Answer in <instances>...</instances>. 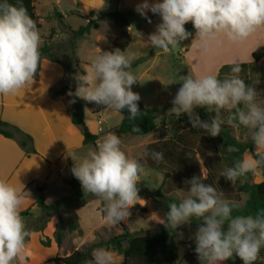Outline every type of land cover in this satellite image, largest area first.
I'll return each mask as SVG.
<instances>
[{"label": "clouds", "instance_id": "1", "mask_svg": "<svg viewBox=\"0 0 264 264\" xmlns=\"http://www.w3.org/2000/svg\"><path fill=\"white\" fill-rule=\"evenodd\" d=\"M135 10L146 18L149 11L160 16L161 23L148 35V42L163 53H172L192 36L185 27L188 23L196 32L192 45L200 40L205 50L210 41L223 43L221 37L243 43L264 29V0H156L153 3L143 0ZM148 22L151 23L150 18ZM40 47L37 22L22 0L15 4L0 0V95H15L32 87L41 64ZM231 65L232 75L223 80L210 73L181 76V86L169 112L187 115L193 128L217 137L225 123L222 112L235 110L227 123L250 131L255 157L237 160L220 172L221 177L234 185L264 165V96L240 78V63L233 60ZM131 67L129 57L120 48L103 51L92 58L85 74L75 76L77 87L68 95L120 114L127 109L128 118L135 120L141 112L138 105L141 97L132 86L140 81ZM197 108L215 115L210 121L201 120ZM133 131L141 129L136 126ZM121 144L120 137L110 132L97 140L95 149H89L79 161L73 158L71 168L83 192L104 203L105 219L114 227L126 223L130 209L144 201L139 195V184L143 182L145 168L138 159L130 158ZM143 156L156 163L164 158L162 152L147 149ZM202 176L201 170L200 175L185 181L187 194L178 203H169V211L159 223L177 230L190 225L194 218L199 220L191 239L200 264H226L233 258H239L243 264H255L264 249V207L258 208L254 215H233L239 205L224 198L213 185L204 183ZM24 203L21 189L0 178V264H23L30 236L21 215ZM84 264H114V257L110 250L97 248Z\"/></svg>", "mask_w": 264, "mask_h": 264}, {"label": "rangeland", "instance_id": "2", "mask_svg": "<svg viewBox=\"0 0 264 264\" xmlns=\"http://www.w3.org/2000/svg\"><path fill=\"white\" fill-rule=\"evenodd\" d=\"M142 2L143 0H35V12L41 25V47L44 42L51 40L57 48H60V50L55 49V54L56 59L61 61L63 66L70 64L72 30L86 25L90 19L97 20L100 25L98 29L79 39L73 56L76 69L72 75L67 74L66 80L59 86L68 84L75 91L77 87L75 76L85 74L92 58L103 51H108L114 41L120 39L128 44L125 53L131 61V70L140 81L132 86V90L139 93L141 97L139 102L145 103L148 107L158 108L159 113L153 133L147 136H119L122 141V150L130 158L138 159L145 168L143 182L139 184V195L146 203L141 201V204H136L130 209L131 215L127 222H121L114 227L106 221L103 211L104 203L99 198L84 193L87 206L83 207L84 205L74 202L76 197L68 183L71 174L67 167L60 171L59 176L56 174V181L49 186L44 197L47 205H54L62 198L71 199V204L57 212L48 213H43L36 206L35 210H28L24 215V221L31 235L23 253L28 262L43 258L66 257L77 248L83 250L93 243L106 242L124 234L125 231L134 233L143 230L148 235L156 234L162 226L159 223L160 219H164L169 211V203L172 200L180 201L187 194L188 185L185 181L194 175H200L201 170L203 182L213 185L231 203L242 205L248 198V194L241 191L244 180L240 178L233 185L220 175L225 167H231V163L226 159L230 149H226L219 143L220 135L211 137L203 130L193 128L187 115L177 116L169 112L173 107L171 101L181 86L179 83L181 76H187L190 73L196 76L194 69L201 75L209 73L218 75L225 65L216 69L220 63L217 58L227 61L236 60L237 57L230 56L228 51L241 43L233 44L221 37L223 43L218 45L210 41L205 50L200 40L192 45L193 40L196 39V32L192 24L188 23L185 27L192 36L182 41L181 47L172 53H163L153 48L148 42V35L156 31L161 18L156 15L149 23L147 18L153 13L147 12L146 18L135 10L136 5ZM153 2L156 0H149V3ZM116 10L126 12L130 16L129 26L123 30L116 28L109 17V14ZM56 12L64 16L63 23L57 18ZM91 13L93 15L90 18ZM139 59H143L142 63L134 67L132 63ZM251 61L250 59L249 62ZM231 75V69L226 70L219 79L223 80ZM239 76L246 84L254 87L264 96V59L242 67ZM68 101L72 106L73 100L69 95ZM195 111L201 120L205 121H210L215 115L204 108H197ZM234 111L233 109L232 112ZM232 112H222V118L225 121L222 130H230L231 136L239 142H248L250 140L248 129L243 126L234 127L227 123ZM123 118L122 114L109 108L98 115L88 110L85 112L88 127L97 133L98 140L110 132L113 133L112 130L122 122ZM89 149H95V147L85 146L82 150L73 153V157L79 161ZM145 149L150 152H162L163 161L156 163L151 158H144ZM244 158H252V156L247 152ZM262 180L263 172H256L254 182L258 183ZM96 206L100 213L96 211ZM77 209H79L78 214L83 227L79 223ZM28 215L33 218H28ZM74 224H78L81 233L69 230V227ZM57 228L63 235L62 246L59 249L49 248L50 246L43 249L41 240L49 242L50 245L52 241L57 244L55 241ZM196 230L197 227L191 225H182L179 228L176 240L177 264H200L194 252L195 242L191 239ZM123 245L125 246L126 242ZM110 251L114 257V264H121L122 255L113 249Z\"/></svg>", "mask_w": 264, "mask_h": 264}, {"label": "trees", "instance_id": "3", "mask_svg": "<svg viewBox=\"0 0 264 264\" xmlns=\"http://www.w3.org/2000/svg\"><path fill=\"white\" fill-rule=\"evenodd\" d=\"M118 1V0H116ZM10 3L15 4L17 0H9ZM24 6L28 9L29 15L37 22V27L41 29L38 16L35 12V0H22ZM93 13L89 14V17ZM158 14H152L149 18L152 20ZM56 16L63 23L64 16L59 12H56ZM109 17L114 22L116 28L123 30L125 27L129 26L130 16L128 13L116 10L109 14ZM147 18V20L149 19ZM65 26L68 27L67 24ZM100 27L99 22L95 19H90L88 23L84 26H81L77 30H72V35L70 38L71 45V56L69 58L70 64L63 66L61 61L56 59L55 49L57 48L51 40L44 42V45L40 48L41 58L47 59L51 62L62 65L68 75L74 73L76 69V64L73 56L76 53L77 43L82 37L89 35L93 30H96ZM127 42H123L120 39H116L113 45L108 51H111L115 48H120L122 51L127 50ZM56 50H60L58 47ZM264 59V46L259 48L257 51L252 53V61L249 63H241V67H247L253 63H258L260 60ZM143 59H139L132 63L134 67L141 64ZM232 65L223 66L219 73L218 78L221 74L230 70ZM75 92L71 87L67 85H61L53 90V95L55 97L66 95L69 92ZM73 102L72 109L70 111V118L72 123L77 126L83 136H84V145L85 146H95L98 136L92 134L89 131L88 126L85 122V111L88 110L94 115L102 113L107 108L104 106L92 104L86 102L80 98L71 96ZM140 113L135 120L129 119V112L127 109L123 110L122 115L124 116L122 122L112 130L118 136L123 135H133V136H147L153 133L156 129V120L158 118L159 109L156 107H148L143 102H138ZM138 126L141 131L134 132L133 128ZM0 136L6 139H17L19 146L24 150L27 156L36 155L37 151L34 147L33 138L29 135L23 133L20 129L15 126H12L9 123L0 120ZM219 143L226 149H230L226 156V159L231 163V166L237 160L244 159V156L249 152L252 158L255 157V146L252 144L251 139L248 142H239L234 137L231 136V131L228 129L222 130L218 138ZM73 164L70 165V180L68 183L73 188L75 192L74 202L79 205H85L86 199L85 194L81 188L80 181L76 179L72 172ZM256 172H263V180L261 182H254ZM255 173L249 172L245 177L241 179L244 180V184L241 188V191L248 194L247 200L239 205L237 209L234 210L233 215H254L258 208L264 207V165H261ZM42 193V189H39ZM72 200L69 198H62L58 200L54 205H47L45 198L41 195L37 200V206L41 209L43 213L48 212H57L61 208L71 204ZM172 202H179L174 201ZM27 212H22L21 215H26ZM199 220L195 219L190 224L193 227H198ZM69 230L78 231L81 233L78 224L71 225ZM179 234V228L167 229L164 225L161 226L160 230L154 235H148L145 231H137L130 233L125 231L124 234L115 236L109 239L106 242L93 243L83 250H76L71 255L66 257H55L51 260L54 263L61 264H84L85 260L91 259V253L94 249L97 248H106L108 250L113 249L117 251L123 257L121 264H177V244L176 240ZM29 237L27 241H29ZM26 241V242H27ZM55 241L60 247L63 242V235L60 230L57 228L55 232ZM126 242L124 246L123 243ZM41 244L44 247H49V242H44L41 240ZM261 258L258 259L255 264H264V249L261 250ZM226 264H243L239 258H233L226 262Z\"/></svg>", "mask_w": 264, "mask_h": 264}, {"label": "crops", "instance_id": "4", "mask_svg": "<svg viewBox=\"0 0 264 264\" xmlns=\"http://www.w3.org/2000/svg\"><path fill=\"white\" fill-rule=\"evenodd\" d=\"M263 46L264 29L251 35L239 46H233L228 54L237 57L236 60H232L240 64L249 63L250 59L252 60V53ZM220 59L217 58L220 63L216 69L231 63V61ZM194 72L196 76L201 75L195 69ZM66 77V70L60 64L42 58L31 88L21 90L15 95H0V120L32 137L37 151L36 155L27 156L17 139H6L0 136V178L7 179L21 189L25 197L21 213L36 209L38 198L41 195L45 196L49 186L56 181V174L59 176L60 171L67 167L70 169V164H74L73 153L85 147L81 130L72 123L70 118L72 106L68 101V94L58 97L53 95V90L64 82ZM85 122L88 126L86 119ZM89 131L97 135L90 129ZM39 189H42V193ZM97 209L98 206L96 211L100 213ZM78 217L83 227L79 214ZM28 218L33 217L28 215ZM41 247L47 248L43 245ZM53 247L59 249L54 241L49 248ZM54 258L28 262L29 260L24 257L23 264H58L51 262Z\"/></svg>", "mask_w": 264, "mask_h": 264}]
</instances>
